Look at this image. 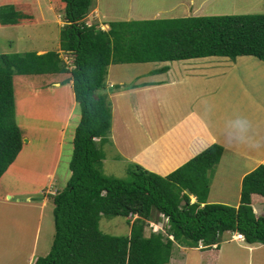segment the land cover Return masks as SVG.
Instances as JSON below:
<instances>
[{"label": "trees", "instance_id": "trees-1", "mask_svg": "<svg viewBox=\"0 0 264 264\" xmlns=\"http://www.w3.org/2000/svg\"><path fill=\"white\" fill-rule=\"evenodd\" d=\"M91 3L53 0L54 10L62 13L64 21L60 49L70 56L71 68L55 50L0 53V177L23 145L15 118V74L68 73L81 110L72 140L70 176L66 186L51 195L53 241L48 253L31 264H168L175 244L214 252L225 232H238L248 243L264 244V215H257L252 206L257 201L264 204V163L243 176L235 206L207 202L209 170L220 160V144L212 143L168 174L136 164L128 169L129 177L122 179L103 174L102 149L94 141L98 138L102 144L111 131L106 89L110 64L244 55L264 61V11L118 20L102 29L84 20ZM17 5H0L6 17L3 24L29 17L28 6ZM166 69V65L158 68ZM103 216L125 217L129 233L101 231ZM161 216L167 218L165 232L146 234L147 223H157Z\"/></svg>", "mask_w": 264, "mask_h": 264}, {"label": "rangeland", "instance_id": "rangeland-1", "mask_svg": "<svg viewBox=\"0 0 264 264\" xmlns=\"http://www.w3.org/2000/svg\"><path fill=\"white\" fill-rule=\"evenodd\" d=\"M40 1L43 5L42 12L36 9V13L33 15L35 20H39L36 24L5 26L2 25V22L6 20V17L0 13V53L25 52L28 50H36L40 47L49 51L55 48L56 41L59 42L57 29H61L62 26L60 25H63V21L61 22L56 19L57 17L58 19H63L62 13L47 11L48 8L46 4L49 2L53 4L52 0H49V2L48 0ZM96 2L99 4L98 8L100 13L107 24L111 21L118 20L167 18L189 15L255 14L264 11V0H92V3ZM7 12H9V10ZM91 13L94 15V11H91ZM92 17L93 16H89L88 23L97 22L96 24H100L99 26L102 29L107 28L100 20L97 18L93 20ZM59 54L68 67L71 68L72 64L69 63L70 56L67 52L60 49ZM211 60L212 59H203L193 62H184L185 65L182 66V69L188 73L196 72V74L200 76L213 77L218 71L222 70V65H217V67H219L217 69H211L206 63V61ZM170 64L176 65V62ZM155 65L160 66L162 64L159 62ZM152 67L153 65L151 63L119 66L117 76L120 75L124 82L130 81V84L126 83L121 86L119 84L120 88L124 86L125 89L130 90V87L135 85L134 82H140L142 78L147 81L146 83L148 84L157 82L159 79H157L156 76L159 74L152 73ZM240 68L242 67L235 70L237 75ZM176 71L177 70H174L173 73ZM158 72L159 71H155V73ZM58 75L57 72L49 74H15L13 78L15 118L21 127V133L24 135V148L21 151L19 160L12 164L7 171L5 170L0 178V194L2 198L6 191L13 192V194L19 192L18 194H14L11 200L7 197L5 202H14L15 199L19 198L21 202L16 203H27L26 199L23 198L29 195L31 197V203H34L33 201L35 199H41L43 197L41 193L42 188H49L51 192L54 193L56 189H62L67 184L71 172L69 162L73 153L72 137L80 121L81 110L76 102L73 110L74 114L61 138V127L59 126L62 125L65 114L72 109L74 98H72L71 88L69 86H54L52 82L54 79H59ZM215 76V83H217L218 87L211 91L206 88L205 92L209 93L203 94L204 98L202 101L208 100L205 102L204 109L206 120L207 118L213 119L212 115L214 114V117L216 116L217 112L211 113V108L215 105L221 106V103L226 98H228V105L230 107L231 104L235 102V96L239 92V87L234 84L236 86L231 85L227 95L226 91L222 90V79H220L222 73L216 74ZM151 77L156 79L151 80ZM108 79L109 78L106 76V83L111 84L112 82ZM213 79L209 81L211 82L210 84L213 83ZM251 79L252 83L256 84L258 89H260L257 81L253 78ZM207 80L209 79H203L204 83L206 82V86L204 85L205 87L208 85ZM232 82L233 81L230 83ZM202 83L203 82H199L195 88L202 89ZM236 83L238 82L236 81ZM177 87L180 88L179 86ZM115 88L114 86L113 89ZM262 89H264V82ZM180 91L181 88L176 90L174 86H171L170 91L165 90L163 92L162 98L159 99L160 96H157L149 101V113L155 122L161 120L164 125L174 120L181 122L182 119L176 117L184 109L188 108L190 111L196 110L193 107H189L190 104L186 106L179 101L180 93L178 92ZM184 91L187 93L189 90L187 89ZM168 94L171 95L168 96ZM164 95L165 98L167 97L166 99H163ZM178 101L179 103H177ZM240 102H242V100H240ZM121 103H123V100ZM111 111L115 113V109H111ZM125 113L126 109H124V107L123 111L122 108L118 110V117H116V140H114V142H112L111 134H109V138L107 137V141H104L102 144H100L98 138L94 139L95 144L102 149V162L100 168L103 174L122 179H127L129 177L128 169L131 166H135L136 164L142 165L137 161H133L130 156L126 155V153L131 152H128L127 146L125 145L127 140V134H125V119H128L126 124H128L130 120L128 114L126 113L125 115ZM132 121L131 118L129 124H132V128H134ZM212 121L213 120H211L210 123H212ZM172 124L171 127H175V123ZM140 126L142 127V125ZM142 128L146 129L145 126ZM164 130V141L169 142L173 129L164 127ZM249 136L250 134L247 133L246 139H249ZM122 143L124 151L122 150L119 152L116 148V144L121 148ZM161 143L163 142L161 141ZM164 154L165 157L162 158V165H164V167L160 169L154 168L158 172L163 169V171L159 172L160 174H162V172L168 174V172L171 171L166 168L169 165L168 159H170L169 155L171 154ZM237 154L238 153L233 156L226 155L223 158L221 157L220 161L218 160L210 168L209 171L212 174L215 171V177L213 178L211 186H209L213 200L217 199L219 195L220 198L217 200H225L221 197L226 196L224 194L227 192V197L229 198L227 202L232 203V205L235 204V189L238 183L237 172L249 168L246 167L247 163L243 158L238 157ZM255 156L258 157L257 154H255ZM231 158L233 160H231ZM160 162L159 160V164ZM230 178L233 179L232 183L229 184V189L225 184L222 185V183L226 179L230 180ZM16 195L21 196L17 197ZM194 199L195 198L191 195V202L194 201ZM217 200L212 202H220ZM40 201L41 200H39V202ZM46 203L47 204L43 207L42 215L40 213L41 207L39 206L29 211L24 209L21 214H17L16 217L14 216L10 219H8V216L5 214H2V220L0 221V232H2V240L0 241V244L2 243L0 264H31L38 256H43L48 253L53 241L55 228L53 203L49 200L46 201ZM253 208L257 215H264V204L253 205ZM35 217H39V230L34 236L36 224ZM166 226L167 218L161 216L159 222L156 223V220H151L147 223L145 226V233L148 234L150 230L157 231L159 229H163L165 232ZM99 228L105 233L124 235L129 233L130 224H128L126 218L122 216H103L99 220ZM35 237L36 239L34 241ZM224 239L225 238H223L221 242L220 264H264V246L263 248L249 251L247 248H236L234 244H224L228 241ZM175 246L180 252L179 246L181 245L175 244ZM185 253L186 254L183 253V255L179 257L176 253L172 252L171 257L176 260L174 261L176 262L175 264H209V262L213 264L215 261L212 255L200 254L201 251L194 248L186 250Z\"/></svg>", "mask_w": 264, "mask_h": 264}, {"label": "crops", "instance_id": "crops-1", "mask_svg": "<svg viewBox=\"0 0 264 264\" xmlns=\"http://www.w3.org/2000/svg\"><path fill=\"white\" fill-rule=\"evenodd\" d=\"M13 2H18L19 3V5H17L18 7H21L20 5L28 6V9H30L28 10L29 17L22 19L20 23H16V24L15 23L13 24H10V23L3 24L2 23V25L20 26V25L36 24L39 22L38 19L35 20V17H33V15H35L36 9H39V12H42L43 5L40 0H0V5L11 4ZM46 5L48 8L47 11H51V12L55 11L54 10L55 8L53 7L52 3L49 2ZM98 6L99 4H97V2L91 3L90 10L88 14L86 15V17L84 18V20L86 21L88 25L93 24V23L96 24L97 22L88 23L89 16H93L92 17L93 20H96L97 18L103 24H105L107 26L106 29H108L109 25L103 19V16L101 15ZM91 11L92 12L94 11V15H92ZM56 20L61 21V22L63 21V19H58V17ZM63 24H64V21H63ZM57 31H58V34H60L59 33L60 29H57ZM59 47H60V43L56 41V45L53 50L59 52L60 50ZM28 51L44 53L48 50L42 49L40 47L36 50H28ZM203 59L205 60L212 59L211 61H206L207 66H210L211 69H217L219 68L217 67V65H222V70L218 71V73L216 74L222 73V77L220 78L222 79V82H221L222 90H225L227 95H228V91L230 90L231 85L232 86L237 85L239 87V92L238 94H236L235 99H234L235 102H233L230 107L228 105L229 104L228 98H226L221 103L222 104L221 106L215 105L213 108H211L212 110L211 113L217 112L215 117H214L215 114L212 115L213 119L210 118L211 120H213L212 123H210L211 122L210 119L208 118L207 120L205 119V112H204L205 102H207L208 100L206 101H202V100L204 98L203 94L209 93V92H205L206 88H208L211 91V90H215L218 87L217 83H215L216 74L213 77L211 76L204 77V76L197 75L196 72L188 73L182 69V66L185 65L184 62H193L196 60H203ZM172 62H176V65H171L170 63ZM139 63H151L153 65L151 71L154 74H159L156 76V78L159 80L157 82L148 84L146 83L147 81H145L142 78L140 79V82L139 81L137 83L134 82L135 85L130 87L131 88L130 90L125 89L124 86L120 88L122 84H126V83L130 84V81L124 82L123 78H121L120 75L117 76L118 75L117 70L119 69V66H132L133 64L139 65ZM139 63L110 64L107 68V78H109L108 80H110L112 83L111 84L106 83L107 85L106 89H107V92L110 93L109 98L111 100V108L112 110L115 109V113L112 112L113 122L111 125V131H110L112 142L116 140V137H115L116 117H118L117 116L118 110L122 108V111H123V107H124V109H126V113L130 117L128 124H126L128 119H125L126 120L125 134H127L126 135L127 140L125 142V145L127 146L128 152H131V153H126V155L130 156V158L133 161H137L140 164L144 165L145 168H148L149 170L156 171L154 168L160 169L164 167V165H162V158L165 157L164 153L171 154L169 155L170 159H168L169 165L166 168H168L169 170H173L177 168L178 166H180L182 163L186 162L191 157H193L198 152L202 151L207 146L211 145L212 143L220 144L223 147V151L221 154L222 158L225 157L226 155L233 156L234 154L238 153L237 156L243 158V160L247 163L246 167H249V168L241 172L236 171L238 173V177H237L238 183L235 189L236 191L235 201L236 202L234 205L237 206L240 201V189H241V181H242L243 176L249 171H251L252 169H254L260 163H264V89H262L263 82H264V61L260 59H256L255 57L250 56V55H244V56H237L235 59H230L228 57H220V56H208V57L193 58V59H186V60L164 61V62H160V64H162L160 66L155 65V64H158L159 62H139ZM165 65L168 66V69H166L165 71L158 70V68L165 66ZM239 67H242V68H240L239 73L237 75L235 73V70ZM154 69L155 71H159V72L155 73ZM174 70H177V71L173 73ZM42 74H49V73H42ZM57 74H59L58 75L59 79H54V81L52 82L54 86L56 87H60L63 85L69 86L71 88L72 98H74L72 109H70L65 114V119L62 125L59 126L61 127L60 137L62 138L65 128L69 125L71 118L74 114L73 110L76 104V100L74 97L72 84L67 80V77L69 76V74L66 72H61ZM156 78L151 77V80H154ZM206 78L209 79L207 80L208 81L207 87H205L206 82L204 83L203 81V79H206ZM251 78L257 81L260 89H258L256 84L252 83ZM212 79H213V83L210 84L211 82L209 81H212ZM231 81L233 82L230 83ZM236 81L238 83H236ZM199 82H203L201 84L202 89L195 88V86ZM114 86L116 87L115 89H113ZM171 86H174L176 90L181 88V91L178 92L180 93L179 101L184 103L186 106L190 104L189 107H193L196 110L190 111L188 110V108H186L176 117V118L182 119L181 122L174 120L171 123H165L164 125L163 121L159 120L155 122V120L152 119L151 114L149 113V106H150L149 101L152 100L153 98H156L157 96H160L159 99L162 98L163 92L165 90L170 91ZM177 86H179L180 88H178ZM187 89L189 91L186 93L184 90H187ZM170 95L171 94H168V96ZM166 98L164 95L163 99H166ZM122 100H123V103H121ZM240 100H242V102H240ZM179 101L177 103H179ZM131 118L133 120L132 123L134 124V128L136 129L132 128V124H129L131 122ZM238 121H242L243 123H238ZM172 123H175L176 128L171 127L173 125ZM140 125H142V127L145 126L146 129H143ZM18 126L21 130V127L19 124ZM164 127L168 129H171V128L173 129L171 139L169 142L164 141V136H163L165 133ZM247 133L250 134L249 139H246ZM21 134H22V137H24L23 133ZM160 140L163 143H161ZM123 143L121 145V148H119L120 146L116 144L117 146L116 148L117 150H119V152L122 150L124 151ZM23 148L24 147L22 145L16 158L8 166L6 171L9 169V167L12 164H14L15 162L19 160L20 158L19 156ZM255 154H257L258 157H256ZM159 160L161 161L160 164H159ZM231 160L233 159L231 158ZM221 163H222V160H221ZM160 171H163V169L159 170V172ZM162 174L164 173L162 172ZM214 174H215V171L211 176L210 186L212 184L213 178L215 177ZM232 179L230 178V180L229 179L224 180L222 185L225 184V186H227L230 189L229 184L232 183ZM57 190L58 189H56L55 191ZM210 191L211 190L209 187L207 202L216 201L217 199L220 198V195H219L217 199L213 200L212 192L210 193ZM18 193L19 192H16L14 194H18ZM41 193L43 194V197L41 199H38V198L35 199L33 201L34 203H31V197L29 195H26V197L23 198V199H26L27 203H16V202H21L19 198L15 199L14 202L9 203V202H5V200H7V197H9L11 200L14 195L13 192L6 191L4 193L3 198L0 194V221L2 220V214H5L6 216H8V219H10L14 216L16 217L17 214H21L24 209L26 211H29V210H32L33 208H37L38 206L41 207L40 213L42 215L43 207L47 204L46 201L48 200L51 201V195L54 194L55 192L52 193L49 188H42ZM224 195L226 196L222 195L223 197L221 198L225 200H217V201H220L221 203H226V204L229 203L230 205H232V203L227 202L229 199L227 197L228 193L225 192ZM16 196L18 197L21 195H16ZM192 197L195 198L194 196ZM39 200L41 201L39 202ZM257 203L263 205L262 202L257 201L253 203L252 206L258 205ZM35 223L36 224H35L34 236L37 234L39 230V217H35ZM0 229H1V226H0ZM237 235H238L237 232H225L223 234V238H225L224 240H228V241L225 242L224 244L226 243L234 244L236 248H242V249L247 248L249 251L257 250L259 248H263L264 246V244H261V243H248L245 240H241L237 238ZM35 239L36 237L34 238V241ZM1 240H2V232H0V241ZM179 247H180L179 248L180 252L179 250H177L175 245L172 250V252L176 253V255L179 257H181L183 253L186 254L185 253L186 250L194 248V249L200 250L201 251L200 254L212 255L215 258V261L213 264H220L219 260H220L221 244L219 248L215 250L216 252L214 251L215 253L212 252L213 250L211 251L201 250L200 249L201 246H198V247L179 246ZM1 251H2V243L0 244V252ZM174 261L176 260L170 257L169 264H172V263L175 264L176 262ZM209 264H212V263L209 262Z\"/></svg>", "mask_w": 264, "mask_h": 264}, {"label": "built area", "instance_id": "built-area-1", "mask_svg": "<svg viewBox=\"0 0 264 264\" xmlns=\"http://www.w3.org/2000/svg\"><path fill=\"white\" fill-rule=\"evenodd\" d=\"M157 231H158V230H157ZM237 237H238L239 239H242V240L244 239V236H243L242 234H240V233L237 235Z\"/></svg>", "mask_w": 264, "mask_h": 264}, {"label": "clouds", "instance_id": "clouds-1", "mask_svg": "<svg viewBox=\"0 0 264 264\" xmlns=\"http://www.w3.org/2000/svg\"><path fill=\"white\" fill-rule=\"evenodd\" d=\"M238 123H243L242 121H238ZM237 234H239L238 232H237ZM241 234V233H240ZM244 236V235H243ZM238 238V237H237ZM242 240V239H241ZM243 240H245V238L243 239Z\"/></svg>", "mask_w": 264, "mask_h": 264}]
</instances>
